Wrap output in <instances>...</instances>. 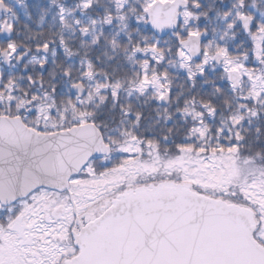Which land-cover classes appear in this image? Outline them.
<instances>
[{"label":"snow or ice","instance_id":"obj_1","mask_svg":"<svg viewBox=\"0 0 264 264\" xmlns=\"http://www.w3.org/2000/svg\"><path fill=\"white\" fill-rule=\"evenodd\" d=\"M0 264H264V0H0Z\"/></svg>","mask_w":264,"mask_h":264},{"label":"flooded vegetation","instance_id":"obj_2","mask_svg":"<svg viewBox=\"0 0 264 264\" xmlns=\"http://www.w3.org/2000/svg\"><path fill=\"white\" fill-rule=\"evenodd\" d=\"M37 2H39V0H29V3H30V4H35V3H37Z\"/></svg>","mask_w":264,"mask_h":264}]
</instances>
